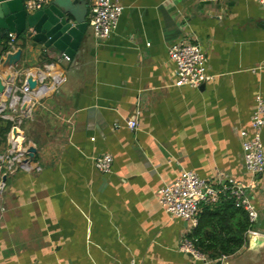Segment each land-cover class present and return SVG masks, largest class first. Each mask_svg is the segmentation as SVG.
<instances>
[{
    "label": "crops",
    "instance_id": "1",
    "mask_svg": "<svg viewBox=\"0 0 264 264\" xmlns=\"http://www.w3.org/2000/svg\"><path fill=\"white\" fill-rule=\"evenodd\" d=\"M117 1L115 31L99 41L89 27L70 62L26 35L0 56V75L33 69L46 85L25 124L41 170L6 179L0 264H238L239 251L206 261L183 251L194 226L167 213L159 191L183 170L254 181L253 228L264 233V172L246 171L241 135L256 97L264 99V8L256 0ZM182 40L199 42L208 58L214 78L203 89L174 85L169 48ZM103 154L114 159L109 173L92 161Z\"/></svg>",
    "mask_w": 264,
    "mask_h": 264
},
{
    "label": "built area",
    "instance_id": "2",
    "mask_svg": "<svg viewBox=\"0 0 264 264\" xmlns=\"http://www.w3.org/2000/svg\"><path fill=\"white\" fill-rule=\"evenodd\" d=\"M51 0H24L25 8L29 12H36L49 4ZM264 8V0H256ZM88 22L94 37L104 41L110 37L118 25L123 6L117 0H88ZM10 44L16 39L15 34H9ZM169 56L174 63V85L200 88L202 84L214 78L208 73V58L197 41L182 40L169 48ZM70 62L69 56H64ZM38 70V69H37ZM38 74L33 69H19L6 76L0 75L3 90L0 91V118L10 123L6 134V147L0 150V215L2 193L6 187V179L19 171L28 173L39 172L41 167L36 161L35 143L26 135L23 125L34 119L38 101L46 92L44 73ZM43 76V77H42ZM39 80L37 86L32 82ZM140 115V110L136 112ZM131 128L137 126V121L130 119ZM264 99L256 97V108L251 117L250 131H242L244 167L252 176L264 172ZM94 140V138H92ZM94 167L109 173L113 168L111 154L97 155L92 158ZM254 186L243 183L238 179L222 172L212 179L201 177L191 170H183L171 183L165 184L159 191V203L170 215L190 221L195 227L198 215L204 204H215L222 197L231 199L235 207L246 211L249 221L254 224L259 220V212L253 203L248 189ZM247 233L263 234L251 228ZM181 249L198 259L206 261L208 258L199 252L188 237L182 240Z\"/></svg>",
    "mask_w": 264,
    "mask_h": 264
},
{
    "label": "water",
    "instance_id": "3",
    "mask_svg": "<svg viewBox=\"0 0 264 264\" xmlns=\"http://www.w3.org/2000/svg\"><path fill=\"white\" fill-rule=\"evenodd\" d=\"M47 5L32 13L25 8L24 0H0V39L1 35H26L47 49L54 48L63 56L76 59L84 34L90 27L88 0H51ZM204 87L205 83L201 89ZM36 152L37 149H33V153ZM247 237L250 250L264 247L263 234L248 233Z\"/></svg>",
    "mask_w": 264,
    "mask_h": 264
},
{
    "label": "trees",
    "instance_id": "4",
    "mask_svg": "<svg viewBox=\"0 0 264 264\" xmlns=\"http://www.w3.org/2000/svg\"><path fill=\"white\" fill-rule=\"evenodd\" d=\"M10 40L6 35L0 43V56L11 49ZM9 127L10 123L0 118V146L6 142ZM253 227L245 210L235 207L231 199L222 197L215 204L202 206L198 223L188 238L199 252L216 260L234 255L247 246V232Z\"/></svg>",
    "mask_w": 264,
    "mask_h": 264
},
{
    "label": "rangeland",
    "instance_id": "5",
    "mask_svg": "<svg viewBox=\"0 0 264 264\" xmlns=\"http://www.w3.org/2000/svg\"><path fill=\"white\" fill-rule=\"evenodd\" d=\"M23 129L25 130V124L23 125ZM50 129L51 127L47 131L48 134L50 133ZM236 260L238 264H264V247L252 251L247 245L239 251Z\"/></svg>",
    "mask_w": 264,
    "mask_h": 264
}]
</instances>
